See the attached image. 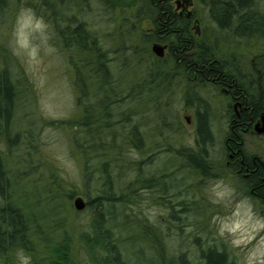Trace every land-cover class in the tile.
I'll use <instances>...</instances> for the list:
<instances>
[{
  "label": "trees",
  "instance_id": "trees-1",
  "mask_svg": "<svg viewBox=\"0 0 264 264\" xmlns=\"http://www.w3.org/2000/svg\"><path fill=\"white\" fill-rule=\"evenodd\" d=\"M170 1L0 0V264H21L15 259L18 251L29 256V264H74L68 232L54 235L62 223L48 233L40 221L52 223L57 213L65 212V203L79 195L90 212L80 241L92 264H130L121 244H129L133 226L156 254L143 264H192L167 241L179 234L180 213L167 215L171 232L158 236L155 225L133 221L126 207L143 200L165 204L184 181L176 176L179 169L201 176L213 171L210 105L202 91L227 84L244 105L264 107L261 70L253 62L244 64L236 51L240 41L264 43V0H193L191 17L173 11ZM20 8L44 19L53 45L68 57L74 111L69 119L48 124L68 129L64 137L76 166L72 174L40 151L31 132L39 120L32 108L36 94L9 44ZM144 19L151 21L152 31L141 28ZM193 19L212 25L197 35L191 29ZM154 42L166 43L165 57L153 54ZM178 87L183 89L182 106L195 113L192 145L171 137L172 129L183 132L179 106L175 113L168 109ZM239 133L229 120L222 140L225 161L229 149L243 148ZM14 187L21 189L16 198ZM196 260L226 264L215 246L200 249Z\"/></svg>",
  "mask_w": 264,
  "mask_h": 264
},
{
  "label": "rangeland",
  "instance_id": "rangeland-1",
  "mask_svg": "<svg viewBox=\"0 0 264 264\" xmlns=\"http://www.w3.org/2000/svg\"><path fill=\"white\" fill-rule=\"evenodd\" d=\"M121 1L126 3L130 0ZM92 5L95 8V3ZM192 8V4L187 7L188 10ZM22 9L28 8H20L14 17L12 28H10L9 44L14 52L19 70L27 77V83L36 94L32 108L34 116H37L39 120H36L35 127L31 132L37 139L40 151L45 155L52 156L55 162H58L67 169L68 173L72 174L76 166L70 161V143L64 137V133L68 129L63 126L48 124L50 121L57 122L69 119L74 111L75 98L73 88L70 85L72 79L66 71L68 57L64 52H58L59 50L56 49L51 40L47 44L34 40V43L40 46L39 55L34 60L30 59L23 49L16 46L14 31L17 16ZM140 25L143 30L152 31L153 25L148 19H144ZM211 25L212 23L206 21L204 24L201 23L198 30L200 31L201 28L203 31ZM211 32V29L207 31V33ZM243 43L240 41L237 44V53L242 54L244 64L253 62L256 68H260L261 80L264 84V43L261 41ZM227 49L231 50L230 47ZM246 68L248 69L247 66ZM182 93V88H174L171 93L172 99L169 100V112L175 113L173 110L178 106L180 108L177 113L183 130L182 134H174L172 129L171 137L177 138L182 143L192 145V137L195 133L194 110L182 106L183 99L180 100ZM201 94L210 105L209 118L214 142L211 150H209V159L214 166L213 171L208 176H201V174H196V171L188 174L185 171L186 168L179 169L176 176L179 179L183 178L184 181L179 188L173 191L174 194L169 195L164 200L165 204H153L152 202H145V200L136 204L128 203L126 207L129 211L128 214H132L133 221L140 218L138 220L142 223L141 225H155L157 235L161 236V232L164 234L171 232L167 230V225L170 226L167 215L172 210L180 213L182 221L178 223L179 234H175V237L170 240L167 239V241L172 245L174 251L183 253L192 264L197 261L196 257L200 249H205L206 246H215L221 251L220 248L223 244L227 245L230 258L235 257V264H264V216L260 215L261 218L254 216V205L251 203L248 193L244 195L242 188H238L241 184L229 174L223 159L222 140L229 120L226 114L228 99L222 94H218L212 86L202 91ZM262 112L264 109H261ZM241 141L243 149L264 164V135L254 134L251 128L250 131L243 132ZM161 166L162 163L159 162L158 167ZM20 190L16 191L15 187L13 188V198L17 197ZM175 194L177 196L174 197ZM178 201L184 203L182 205L174 204ZM64 210L65 212H63ZM260 210L262 208L257 205L255 211L260 212ZM63 211L54 217L55 213L53 214L50 208H45V212L48 215L53 214L54 219L52 223L40 221V224L45 225L47 232L50 233L52 225L62 223L61 230L54 232V235L58 237L60 232H68V237H70L68 240L69 251L74 259V264H92L80 241V234L86 230V226L90 222V212L87 209L76 210L73 207V199L65 203ZM257 212L256 214H258ZM40 213V210L37 209V214ZM196 214L198 215L197 219L194 218ZM186 216L187 220L192 223L191 226L187 225ZM129 217L131 219V216ZM174 230L176 229L174 228ZM117 232L121 231L118 230ZM128 234L131 236V240L129 244H121V252L124 259L130 264L136 262L143 264L146 260H151L156 256L155 253L150 252L148 242L141 238L142 235L137 227H131ZM195 237L198 240L195 241ZM130 247L134 248L135 255L139 260L135 259ZM15 259L21 264L24 260L30 262L29 256L22 251L16 252Z\"/></svg>",
  "mask_w": 264,
  "mask_h": 264
},
{
  "label": "flooded vegetation",
  "instance_id": "flooded-vegetation-1",
  "mask_svg": "<svg viewBox=\"0 0 264 264\" xmlns=\"http://www.w3.org/2000/svg\"><path fill=\"white\" fill-rule=\"evenodd\" d=\"M170 5L171 9L177 12L178 8L176 0H171ZM161 44H164L166 46L167 51L166 43ZM222 73L223 72L220 71V75ZM218 81L220 84L224 83V80L220 79V77H218ZM226 85H219V87L216 85H212V87L217 90L218 94L220 93L228 99L226 105V114L228 116V119L234 123V126H238V129L240 131V144L243 145L241 141V135L243 134V132L247 130L250 131L251 128L254 134L259 136L264 135V133L259 134L255 130V125L259 121L260 115L263 113H261V109H264V107H258V109L252 103H246L244 105L239 101L238 97H236V91L232 92L231 86L227 87ZM225 162L229 174L233 178H235L238 183L241 184L242 187L240 186L238 188H242V190L244 191V195L248 193L251 203L254 205V216L258 218L264 216V164L262 163V161L258 158H255L242 148L238 150L229 149L228 160ZM257 205L262 208L260 212L255 211L257 209ZM256 212L259 215L256 214ZM220 249V252H222L223 254V261L226 262V264H235V257L232 259L230 258L227 245L223 244Z\"/></svg>",
  "mask_w": 264,
  "mask_h": 264
},
{
  "label": "clouds",
  "instance_id": "clouds-1",
  "mask_svg": "<svg viewBox=\"0 0 264 264\" xmlns=\"http://www.w3.org/2000/svg\"><path fill=\"white\" fill-rule=\"evenodd\" d=\"M48 27L44 19L37 16L33 10L22 9L17 16L14 31V42L16 46L19 49H23L30 59H36L40 52V46L34 43V40H39L47 44L50 40ZM22 264H29V262L24 260Z\"/></svg>",
  "mask_w": 264,
  "mask_h": 264
},
{
  "label": "water",
  "instance_id": "water-1",
  "mask_svg": "<svg viewBox=\"0 0 264 264\" xmlns=\"http://www.w3.org/2000/svg\"><path fill=\"white\" fill-rule=\"evenodd\" d=\"M176 4H177V8L180 7V6L182 7L180 15L184 14L187 17L191 16V11H189L187 9V7L191 4V0H177ZM194 25H195V28H196L197 32H199L198 31V21L197 20L194 21ZM165 48H166L165 46L157 44V43H154L151 46L152 52L157 57H160V58H162L164 56ZM255 130L259 134L264 133V112L260 115V119L257 122V124L255 125ZM85 206H86V202L84 201V199L82 197H76V198L73 199V207L76 210H83L85 208Z\"/></svg>",
  "mask_w": 264,
  "mask_h": 264
}]
</instances>
